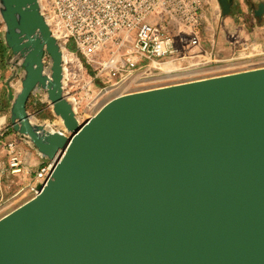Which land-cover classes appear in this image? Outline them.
Wrapping results in <instances>:
<instances>
[{"label":"water","instance_id":"obj_1","mask_svg":"<svg viewBox=\"0 0 264 264\" xmlns=\"http://www.w3.org/2000/svg\"><path fill=\"white\" fill-rule=\"evenodd\" d=\"M0 18L22 70L12 128L59 155L0 219V264H264V68L120 96L80 124L39 0H0ZM38 89L68 135L30 117Z\"/></svg>","mask_w":264,"mask_h":264},{"label":"built area","instance_id":"obj_2","mask_svg":"<svg viewBox=\"0 0 264 264\" xmlns=\"http://www.w3.org/2000/svg\"><path fill=\"white\" fill-rule=\"evenodd\" d=\"M44 16L50 19V29L63 40V51L80 54L94 76L117 81L133 71H150L140 61L180 58L177 44L198 46L204 31V9L207 0H44ZM45 61L49 67L50 61ZM37 93H46L41 89ZM78 102L73 98V103ZM74 106V105H73ZM20 139L4 145L8 167L20 173L24 157ZM0 155V174L4 173ZM57 162L49 160L36 172L32 188L34 198L38 186H44L53 174Z\"/></svg>","mask_w":264,"mask_h":264},{"label":"rangeland","instance_id":"obj_3","mask_svg":"<svg viewBox=\"0 0 264 264\" xmlns=\"http://www.w3.org/2000/svg\"><path fill=\"white\" fill-rule=\"evenodd\" d=\"M235 1V10L238 15L239 22L244 23L248 27H251V17L256 18L255 23L252 26L258 24V19L255 16V10H257L259 4L264 3V0H234ZM260 1V2H258ZM253 5V11L248 9L247 4L250 3ZM44 12L45 9V2L42 0ZM214 7H213V16L215 23L213 27L216 28V24H220L222 21L227 20L229 15H224L222 8L219 4L218 0H214ZM243 8L246 9V14L249 16V24L247 23L246 19L239 14V10ZM237 22V23H239ZM213 28L211 32L214 33ZM216 34V32H215ZM200 39L205 41L207 39V35L204 31L200 32ZM69 49H73L74 52V44L71 42L69 44ZM64 52L66 56L65 62V74L67 75L65 78V90L64 94L67 98L72 99L76 98L78 102L73 103L77 108V117L79 120L84 123L86 122L91 116L95 115L97 112L96 109H90L88 106L92 105L96 107V105L103 101L105 98L109 96V99L117 97L122 94L128 93H135L140 90H150L156 89L166 86H172L176 84L186 83L188 80L192 79H209L229 74L238 73L236 71H240L247 68H255L260 69L264 68V62H257V64L246 65V63L242 64L241 66L234 67V68H213L206 70L205 73L201 71L193 72V76L187 77L191 75L190 73H180L175 75V71H173L174 65L169 64L172 59H162V60H147L144 59L140 61L141 66L149 65L150 71H145L144 69H138L132 72L131 75L127 77H122V82L120 86L114 87L113 85L117 82L113 79H108L104 77H96L94 76L92 70L87 66L84 61V58L80 54H76L73 52ZM48 62V59L46 60ZM165 62H168L167 64ZM201 64L195 63L192 65V68H200ZM259 67V68H257ZM188 68V67H187ZM251 69V70H255ZM177 70V69H176ZM179 70V69H178ZM177 70V72H179ZM248 71V70H245ZM234 72V73H232ZM197 81V80H196ZM10 83L20 91L21 88V80L19 77L12 79ZM125 85V86H124ZM123 88V89H122ZM109 101V100H107ZM72 104V102H71ZM103 105V104H102ZM90 106V107H92ZM27 110L29 112L30 117L36 121L37 123H46L48 129L51 126H54L55 129L59 132L65 133L68 135L65 127H59L56 121H60V118L57 117L54 112L51 103L49 102L48 98H44L43 94L34 92L28 102ZM17 134V133H16ZM30 149L35 152L36 156H38L37 150L31 145ZM23 151L25 148L23 146ZM38 157H34L31 160L32 168H34V162H37ZM36 172V171H35ZM0 182L3 186V189L0 191V219L5 215L11 213L18 207L24 205L26 202L34 198V193L32 192V188H34L36 184L35 173L31 171H27V169H23L20 173L13 174L9 167H6L4 173H2Z\"/></svg>","mask_w":264,"mask_h":264},{"label":"crops","instance_id":"obj_4","mask_svg":"<svg viewBox=\"0 0 264 264\" xmlns=\"http://www.w3.org/2000/svg\"><path fill=\"white\" fill-rule=\"evenodd\" d=\"M256 1V0H253ZM260 2V1H258ZM214 0H207V5L204 9L203 16L205 17L204 32L207 35L205 41H201L198 46L190 44H177L180 51V58H172L169 64H173L175 75L180 73L188 72L193 76V72L201 71L205 73L206 70L213 68H234L246 65L257 64V62H264V14L261 19H258V24L252 26L255 23L256 18L251 17V27L246 25V22H239L236 10L230 12V16L227 20L222 21L219 25L214 26L213 20V7ZM248 9L253 11V5L247 4ZM244 17V20L248 21L246 9L239 10V14ZM239 22V23H237ZM214 30V33L211 30ZM4 30L5 26L0 18V40L4 44V52L0 54V155H2L3 170H6L8 166L7 159L5 156L4 145L6 141L13 139H20L23 151L24 163L23 168L27 171L35 173L42 165L46 164L49 159L42 157L41 155L36 156L35 152L30 149L28 142L22 140L18 134H16L11 124V106L17 93L19 92L10 83L12 79L19 77L21 80L22 70L19 69L16 57L9 60L11 51L6 47L4 43ZM216 32V34H215ZM20 62V61H19ZM200 63V68H192L195 63ZM166 64L168 62H165ZM188 67V68H187ZM259 68V67H257ZM179 72H177V70ZM255 68H247L236 72H242L245 70H251ZM234 73V72H232ZM200 79H190L188 82L196 81ZM21 89V88H20ZM43 124V123H39ZM34 157H38V161L34 162V168L31 165ZM0 174V178H1ZM1 180V179H0ZM3 186L0 182V191Z\"/></svg>","mask_w":264,"mask_h":264},{"label":"bare ground","instance_id":"obj_5","mask_svg":"<svg viewBox=\"0 0 264 264\" xmlns=\"http://www.w3.org/2000/svg\"><path fill=\"white\" fill-rule=\"evenodd\" d=\"M39 2H40V6H41V11H42V13H43V15L45 14L44 13V8H43V4H42V0H39ZM45 18H46V20H47V23H48V25H50L51 24V21H50V19H48L46 16H45ZM56 39L58 40V42H59V44H60V46H61V48H62V51H63V40L60 38V37H56ZM63 60H64V81H63V85H64V87H65V85H66V82H65V78H66V72H65V62H66V56H65V53H64V51H63ZM20 61V60H19ZM19 61H17V63H15L16 65H19L20 64V62ZM48 72H49V70L47 71V74H48ZM120 86V85H119ZM125 86V85H124ZM123 89V88H122ZM143 90H140V91H137V92H142ZM136 93V92H135ZM128 94H131V93H128ZM124 95H127V94H122L121 93V95H119V96H117V97H120V96H124ZM43 97L46 99L47 98V94L45 93L44 95H43ZM117 97H114V98H112L111 97V99H109V96L107 97V98H105L103 101H101V102H99L97 105H96V107H93L92 105H90V106H92V107H90V106H88V108H90V109H96L97 108V112H96V114L95 115H97L105 106H107V104L108 103H110L111 101H113V100H115ZM68 99V101L69 102H72V99H69V98H67ZM107 100H109V101H107ZM103 104V105H102ZM74 105V104H73ZM72 105V106H73ZM73 110H74V112H75V114L77 113V108H76V106L74 105L73 106ZM95 115H93V116H95ZM93 116H91V117H93ZM76 117H77V115H76ZM77 119L79 120V118L77 117ZM58 123V126L59 127H62V129H63V127H64V125H63V121L60 119V121H56V124ZM79 123L80 124H82V122L79 120ZM49 127V126H48ZM50 130L51 131H56V129H55V127L54 126H51L50 127ZM58 154L55 156V160H56V158H58Z\"/></svg>","mask_w":264,"mask_h":264},{"label":"flooded vegetation","instance_id":"obj_6","mask_svg":"<svg viewBox=\"0 0 264 264\" xmlns=\"http://www.w3.org/2000/svg\"><path fill=\"white\" fill-rule=\"evenodd\" d=\"M228 3H229V7H230V12H232L233 10H235V1H231V0H228Z\"/></svg>","mask_w":264,"mask_h":264},{"label":"trees","instance_id":"obj_7","mask_svg":"<svg viewBox=\"0 0 264 264\" xmlns=\"http://www.w3.org/2000/svg\"><path fill=\"white\" fill-rule=\"evenodd\" d=\"M4 52V44L3 42L0 40V54L2 53L3 54Z\"/></svg>","mask_w":264,"mask_h":264}]
</instances>
